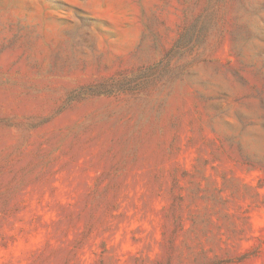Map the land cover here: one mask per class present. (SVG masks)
<instances>
[{
	"label": "rangeland",
	"instance_id": "374dc122",
	"mask_svg": "<svg viewBox=\"0 0 264 264\" xmlns=\"http://www.w3.org/2000/svg\"><path fill=\"white\" fill-rule=\"evenodd\" d=\"M0 264H264V0H0Z\"/></svg>",
	"mask_w": 264,
	"mask_h": 264
}]
</instances>
